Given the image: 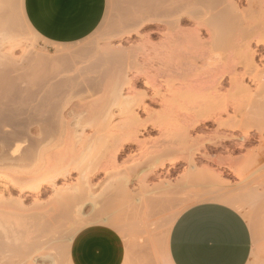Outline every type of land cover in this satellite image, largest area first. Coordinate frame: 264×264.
Returning <instances> with one entry per match:
<instances>
[{
	"label": "bare ground",
	"instance_id": "1",
	"mask_svg": "<svg viewBox=\"0 0 264 264\" xmlns=\"http://www.w3.org/2000/svg\"><path fill=\"white\" fill-rule=\"evenodd\" d=\"M241 1L243 0H124V3L128 4L126 7L120 0L119 7L125 9L123 11H126V14L124 13V18L125 16L126 18L116 27L119 32L139 33L141 27L152 25L161 29L164 41L159 45H152L155 51L153 53L156 55L153 56L154 58L148 56L144 45L142 48L134 46L128 50L119 49L118 53L115 50L112 51L114 53L104 54L105 58L98 55L97 59L91 60L92 63H89L91 65L85 64V66L87 65L86 70L88 68L91 70L93 65L98 62L111 60L113 62L109 61L108 64L112 65L116 61L115 64H118L117 67H119H116L115 80L108 86L106 85L108 88L105 87L106 95L100 98L102 100L105 97L104 102H99V105L103 103L102 106L99 107L97 103L98 107L96 110L94 109L95 112L92 111V105H88L87 111L90 112V115L93 113L91 120L86 119V116L89 115L87 112L85 119L80 114H84L86 107L77 108L78 111L84 110L80 113L68 111L75 115V123L83 130L86 125H91L93 133L89 136L85 130H82V133L85 134L79 138L76 133L80 131L76 132L77 128L71 130L70 119H66L67 115H70L67 113L69 110L67 105L72 99L71 97L78 92L82 93L86 90L85 92L91 94L92 97L98 92L97 89L101 91L99 89L101 88L99 87L100 77H98L100 74L96 75L99 81L89 74L84 77L79 76L74 73V67L78 62L69 63V56L65 55L49 57L45 52H36L35 55L32 53V56L27 58L29 61H26V66L23 64V60L22 64H19L20 62L17 63L15 59L11 60V57L8 58L9 60L7 56L3 57L7 61L0 58V166L4 170L0 171V178L5 179L8 192L14 188L21 193L18 197L8 196L9 198L5 199L4 193L0 191V221L3 222L2 219L9 220L11 218L26 219L30 208L25 207L22 198L27 191L34 192L39 197L40 194L45 193V186L56 187L58 179L68 177L71 171L77 169L80 175L75 184L69 183L63 188L55 189L58 191V198L55 199L54 206L47 208L46 205H43L47 209L41 207V210L43 208L44 211L40 212L36 210L37 208H32L37 211L32 214L35 220L37 218L35 236L38 238L46 235L51 229L54 231L52 227L56 224L53 220L58 218L59 214L62 217L66 216L72 208L80 204L85 191L90 189L87 188L90 187L91 175L87 173L85 166L88 159L85 161L84 159L87 153L95 152L97 147L103 143L110 145L113 142L112 147L118 146L116 150L122 152L124 148L126 149L127 144L136 143L140 145L139 147L145 144V141L142 142L139 139V133L151 132L156 129L163 131L166 121L178 124L180 132H182L178 143L174 139L169 143L165 141L154 143L156 150L153 157H151V161L149 159V162H145V164L148 162L146 164L148 170L152 171L165 165L164 154H169V159L166 161L170 164H175L180 157L176 155L174 157L172 154L180 153L182 156L189 154L185 158L192 164L199 147L196 146L197 140L192 139L190 132L204 121L213 120L221 128L230 126L232 129L242 130L241 127H248L247 130L244 128L245 130L242 131L244 132L242 136L245 139L249 135V125L255 126L257 122L263 124L264 67L260 66V61H262L260 59L264 58V0H245L247 6L243 8H241ZM183 22L192 23L193 29L189 28L190 30L185 31L181 28ZM157 31H153V34L159 33ZM201 31L208 35V39H202ZM253 44L256 47H253ZM160 53H165L166 63L159 59L155 60ZM199 54L207 55L210 60L213 55H218L219 58L217 56V59L212 62L208 61L211 67H208V71L203 68L207 72H204L205 76L203 74V77L195 80L193 77L199 73L194 72V68L193 72L191 70L194 66V58L191 56H199ZM153 60L163 64L164 68L158 66L153 71L147 70L148 72L141 70L142 65L145 67L146 62L150 64ZM85 62H87L86 59L83 60V63ZM20 65L25 67L31 65V69L28 68L27 71L25 70L26 72L20 71L24 67ZM132 69L136 70L134 71L135 75L128 77V72ZM90 70L87 71L90 72ZM101 80L104 83L103 75ZM247 81L255 84L256 88H252L251 83L248 85ZM162 83L166 87L167 93L161 90ZM139 84H143L144 88L137 89ZM226 84H229L231 88L224 91ZM125 88L129 90L128 93H125ZM222 88L223 91H221ZM93 90H95L94 94L91 93ZM158 102L163 103L164 111L158 112L150 109L149 103ZM90 108L91 110H89ZM115 108L118 109V113ZM177 108L184 110L183 115H179L182 111L176 113ZM230 108L234 109L235 114L224 121L222 115L228 113ZM116 115L123 121V125H119L121 127L117 129L112 124ZM78 116L82 118H76ZM260 125L257 128L262 134L264 126L260 127ZM159 133L162 134V132ZM228 136L233 137V135L222 134L216 135L214 139H212L213 137L211 139L209 137L202 138L210 142L216 141V139H229ZM86 164L90 168L91 165H88V161ZM112 180L111 186L126 187L130 178L123 175ZM144 180L143 178L141 181ZM160 187L164 189L163 185ZM141 188L143 189L142 186ZM157 189L153 190L157 191ZM146 192L148 193L145 190ZM254 192H252L253 195L257 197ZM147 193L136 198V194L130 192L128 197L132 203L140 201L143 204L147 203V200L151 201L153 196L155 197L153 192V195H147ZM247 194L250 195L248 192ZM159 197L161 196L157 198ZM251 197L248 198L249 201L259 199ZM125 199L129 201L127 198ZM224 200L234 204L236 202L234 198H225ZM160 201L159 204H161ZM249 201L247 202L249 203ZM253 202L251 203L253 204ZM60 219L62 218L60 217L58 220L60 221ZM55 228L57 227L55 226ZM3 231L5 232V230ZM3 231L1 230L0 235L4 234ZM8 231L10 230H7V233H9ZM6 237L10 238L9 235ZM2 240L4 241V239Z\"/></svg>",
	"mask_w": 264,
	"mask_h": 264
},
{
	"label": "rangeland",
	"instance_id": "2",
	"mask_svg": "<svg viewBox=\"0 0 264 264\" xmlns=\"http://www.w3.org/2000/svg\"><path fill=\"white\" fill-rule=\"evenodd\" d=\"M0 1L1 60H6L5 58L7 56V59L11 57V60L15 59L17 63L20 62L19 64H22L21 61L23 60L22 62L26 66V61H29L28 56L31 57L37 54L36 52H45L49 57L65 55L70 57H68L69 63L75 64L78 62L76 63V67H74V73L81 77L89 74L90 76H94L98 81V77H100L99 83L102 85H99V83L98 85L101 87L99 88L101 91L97 89L98 92L95 93V90H93L94 92L92 91L91 93H95V95L92 94V97L90 96L91 94L85 92L86 90L82 93L78 92V94L75 92L76 95L71 97L72 99H70L67 105V109L69 108L67 113L78 111L77 108L81 109L86 107L84 109L85 111L80 110L78 112L84 111V114L80 113L84 119L87 112L89 114L86 116L87 120H91V115H93V113L90 115V112L87 111L88 105H92V111H95L98 106H102L103 103L99 105V102H104L103 99L105 97H103L102 100L100 98L106 95L107 89H105V87L115 80L116 69L119 67H117L118 64H115L116 61H114L115 63L112 65L108 64L109 61L110 63L113 62L111 60H106L105 62L100 61V63L98 62L93 65V68L88 66L92 68V71L89 68L87 69L90 70V72L86 70V66L91 65L89 63H92L95 58L97 59L98 55L104 57L109 52L114 53L112 51L117 50L116 53H118L119 49L128 50L134 46H136V48L137 46L142 48L145 45L148 56L154 58L153 56L156 55L153 53L155 51L152 45H159L164 41V39H162L164 35L161 29H157L156 26L152 25L141 27L139 33L133 32L127 34L119 32L116 27L126 18V16L124 18V13L126 14V11H123L125 9L119 7L118 2L120 0H107L106 12L99 26L89 36L69 43H50L39 36L35 30L31 28L25 18L24 0ZM122 2L124 3V0H122ZM124 4L128 7L126 2ZM246 4L247 2L245 0L241 1V8L246 7ZM187 23L188 22L181 23V28L185 29V31L190 30L189 28L193 29L192 23ZM153 31L159 33L153 34ZM201 32L200 36L202 39H208V35L204 34L203 31ZM253 45V47H256L255 44ZM164 55L165 53H160V57L157 56L158 58L156 57L157 59L155 60L159 59L160 61L162 60L161 62L166 63ZM200 56V54L199 56H191L194 58V66H192L191 70L194 68L195 71L192 70V72L197 71L196 73H199V76L193 73L195 76L192 77L195 80L203 77L204 72L206 70L208 71V67H211L209 66V62L219 58L218 55H213L210 60L207 55H202L203 59L202 56ZM84 59H86L87 62L83 63ZM140 59L142 60V58ZM155 60L150 64L149 62H146L147 64L144 62L145 67L142 65L141 70L153 71V69L158 66L164 68L163 64H159ZM260 60H262L260 61L262 63H260V66L264 67L262 66L264 65V58ZM85 64L87 65L85 66ZM24 65L20 66L23 67ZM29 66L23 67L20 71L24 70L23 72H26L28 68L31 69V65ZM203 68L206 70H203ZM134 71L136 70H130L128 72V77H133L135 75ZM99 74L100 76L96 77V75ZM102 75L104 83L101 82ZM247 83L249 85L251 82L247 81ZM142 85L143 84H139L137 89L144 88ZM250 85L252 88H256L255 84L251 83ZM225 87L226 89L224 91L231 88L229 84H226ZM160 88L163 92L167 93L163 83L160 85ZM128 91L129 90L125 88V93H128ZM221 91H223V88ZM97 103L98 106H96ZM149 107L153 111L162 112L165 106L163 103L158 102L155 104L149 103ZM89 110H91V108ZM115 111L116 113L119 112L116 108ZM176 111L177 114L182 111L179 115H183L182 113L184 110L177 108ZM223 114L222 116L224 117H222V119L224 121L226 119L227 121L229 116L235 114L234 109L230 108L228 113ZM73 115L74 114L70 113L66 118L67 120L70 119L71 130H76L77 128L78 130H76V132L80 131L76 133L79 138L85 133L88 136L91 135V133H93L91 125H86L84 128L85 133H82L83 129L75 123L76 119L75 115ZM80 116L76 118H82ZM116 116L112 124L116 126L117 129L123 125V121L118 115ZM259 123L262 124L261 122H257L255 126L249 125V135L245 139V137L242 136L244 135L242 131L245 127H241L242 130L239 128L232 129L230 126L221 128L213 120L204 121L200 126L190 132L192 139L197 140L196 146L199 147L198 153L194 155L192 164L186 159L189 154L183 156L180 153L172 154L173 156L176 155L181 157H179L180 160L178 159L175 164H170L166 161L169 159V154H164L163 160L166 158L164 160L165 165L157 167L152 171H150V169L148 170L146 164H148L149 159L151 161V157H153L152 155L156 150L154 143L157 141L169 143L173 141V139L178 143L182 135L178 124L173 122L168 123L166 121L163 131L156 129L151 132L146 131L144 133H139V139L142 142L145 141V144L141 146L142 148L136 143L127 144L126 149L123 147L125 150L123 149L121 152L120 150H116L118 146L116 147L114 145L115 147H112L113 142H111L112 144L109 143L110 145L107 143H103V145L100 144L101 146L97 147L98 149L95 150V152L93 151L92 153L91 151L87 153L84 159V161L88 159V165H91L90 168H88L86 161L85 166L88 171L87 173L91 175L90 187L88 186L87 189H90L85 191L80 204L72 208L66 216L64 215L62 217V215L60 216L59 214L58 216L57 214L58 218L53 220L54 224H56L52 227L54 231L51 229L46 235L37 238L35 236L37 233V226L35 225L37 218L35 220L32 214L54 206V201L58 198V191L55 189L59 187L63 188L69 183L75 184L80 175L77 169L71 171L68 177L58 179L56 181V187L45 186V193L40 194L39 197H37L34 192L27 191L22 199L25 207L31 209L27 208L31 214L27 210L26 213L28 212L30 215L27 213L28 216L26 219H2L4 224L0 221V228H2L0 232L1 230H5V232L3 231L4 234L2 233L3 235H0V243H2L0 244V264H72L69 259V245L71 239L74 238L80 230L92 225H105L112 228L117 233L125 250V259L122 264H172L168 254V240L172 226L178 216L184 210L197 203L205 201L227 202L224 200L225 198L235 199V204L231 202L227 203L236 207L237 210L245 216L251 227L253 248L248 264H264V132L262 134L259 133ZM263 124L260 125V127L264 126ZM247 128L245 129L247 130ZM159 132H162V134ZM222 134L233 135V137L228 136L229 139H216V141L212 140L210 142L202 138L209 137L211 139L213 137L212 139H214L216 135ZM146 161L148 162L145 164ZM2 170L0 166V171L2 172ZM89 170L92 172L89 173ZM123 175H127L130 178L126 187L116 186V188L115 185L111 186L110 183H112V179L116 180ZM143 178L146 182L141 181ZM160 181L164 183L162 184ZM160 184L164 186V189L160 187ZM6 185L5 179L0 178V191L4 193L5 199L21 195L19 190L14 188L8 192ZM152 188L159 189L155 191ZM145 190L148 191V193L146 192L147 195L155 194V197H161L155 198L153 196L154 200L151 199V201L153 200L152 202L147 200V203L143 204H141L140 201L132 203V201L129 200L128 196L130 192H132V194L134 193V195L136 194L135 197L138 198L141 194H146ZM163 191L165 192L163 193ZM253 191H255L254 193L257 194V197L253 195ZM247 192L250 193V195L247 194ZM251 195H253V197H251ZM249 196L253 199H259H257L258 201L253 200L256 202L254 203L252 200L249 201ZM124 198H127L129 201L126 199L125 201ZM36 199H38L37 203H35ZM155 199H157V201H155ZM159 201L161 204H159ZM247 201H249V203ZM251 202H253V204ZM145 204L149 208H147ZM43 205H46L47 208ZM38 206L40 207L38 208ZM41 207H44V209L42 208L41 210ZM32 208H37V211L35 209L32 210ZM60 217L62 219L59 221L58 219ZM55 226L57 228H55ZM7 230H10L8 231L9 233H7ZM5 233L7 236L9 235L11 239L7 238ZM50 234L52 237H50ZM2 239H4V241Z\"/></svg>",
	"mask_w": 264,
	"mask_h": 264
},
{
	"label": "crops",
	"instance_id": "3",
	"mask_svg": "<svg viewBox=\"0 0 264 264\" xmlns=\"http://www.w3.org/2000/svg\"><path fill=\"white\" fill-rule=\"evenodd\" d=\"M107 0H24V14L35 32L50 43L89 36L101 23ZM224 201L190 206L175 220L168 241L172 264H248L251 227L236 207ZM72 264H122L124 245L105 225L80 230L70 243Z\"/></svg>",
	"mask_w": 264,
	"mask_h": 264
}]
</instances>
